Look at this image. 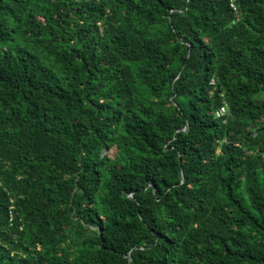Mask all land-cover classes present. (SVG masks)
Returning <instances> with one entry per match:
<instances>
[{
  "label": "trees",
  "instance_id": "1",
  "mask_svg": "<svg viewBox=\"0 0 264 264\" xmlns=\"http://www.w3.org/2000/svg\"><path fill=\"white\" fill-rule=\"evenodd\" d=\"M0 264H264V0H0Z\"/></svg>",
  "mask_w": 264,
  "mask_h": 264
},
{
  "label": "built area",
  "instance_id": "2",
  "mask_svg": "<svg viewBox=\"0 0 264 264\" xmlns=\"http://www.w3.org/2000/svg\"><path fill=\"white\" fill-rule=\"evenodd\" d=\"M231 7L235 10L236 7L233 3H231ZM226 113V105L225 103H223V105L216 111L215 115L216 117H221L222 115H224Z\"/></svg>",
  "mask_w": 264,
  "mask_h": 264
}]
</instances>
